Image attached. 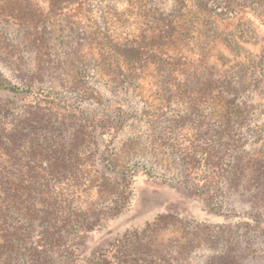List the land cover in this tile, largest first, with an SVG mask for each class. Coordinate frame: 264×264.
<instances>
[{
    "label": "rangeland",
    "instance_id": "rangeland-1",
    "mask_svg": "<svg viewBox=\"0 0 264 264\" xmlns=\"http://www.w3.org/2000/svg\"><path fill=\"white\" fill-rule=\"evenodd\" d=\"M50 1L0 0V80L8 85L0 88V101L15 113L44 96L55 101L53 107L61 100L74 103L77 121L87 124L83 132L91 135L79 146L77 167L62 168L61 193L70 203L65 205L89 210L93 228L78 222L62 227L48 264H264L263 184L246 160L241 177L232 167L237 152L264 148L261 0L245 2L251 13L234 27L238 38L229 41L239 47L242 78L228 125L210 113L204 98L196 111L183 114L177 98L163 104L166 96H160L157 104H162L153 113L133 83L101 80L92 56L81 57L93 23L87 26L74 10L48 17ZM126 1L88 0L101 28L109 7L122 10ZM147 1L153 11L166 14L178 0ZM208 3L228 11L217 0ZM26 6L37 11L27 21ZM127 18L116 29L136 28L133 17ZM228 59L221 61L226 73L233 64ZM74 79L89 96H79L83 90L75 89ZM71 129L61 126L63 142ZM155 137L157 142L151 141ZM226 139H231L228 148ZM75 173L104 176L108 186L87 191L67 180ZM162 214H171L172 223L148 231Z\"/></svg>",
    "mask_w": 264,
    "mask_h": 264
},
{
    "label": "trees",
    "instance_id": "trees-1",
    "mask_svg": "<svg viewBox=\"0 0 264 264\" xmlns=\"http://www.w3.org/2000/svg\"><path fill=\"white\" fill-rule=\"evenodd\" d=\"M217 1L229 12L220 5H209L208 0H178L171 12L156 13L147 0H127L122 10L109 7L106 25L101 28L91 15L88 0H51L48 17L74 10L87 26L92 22L94 29L88 30L81 57L92 56L101 80L133 83L137 95L149 105L148 112H156L163 96V104L177 98L183 114L196 111L199 99L204 98L210 113L228 125L242 78L238 75L242 66L237 62L239 47L229 41L238 38L234 27L251 11L247 0ZM23 12L25 21L37 13L36 7L27 6ZM126 15L133 17L136 28L116 29L128 23ZM17 16L10 15L16 20ZM226 55L233 62L227 73L221 64ZM73 85L83 90L79 96H89L84 87H78L81 82ZM7 87L0 80V88ZM54 103L47 96L40 97L25 105L22 113H15L8 102L0 101V264H48L47 253H55L52 250L63 237L62 227L78 222L93 228L88 223L92 218L89 210L65 205L70 203L68 198L63 201L61 193L62 168L77 167L79 146L90 141L91 135L83 132L87 124L77 121L76 104L61 100L53 107ZM64 124L72 128L68 142H63L61 134ZM225 142L228 148L231 139ZM237 157L232 161L235 175L241 177L246 160L257 168L264 188V148L239 156L237 152ZM67 180L75 186L84 184L87 191L91 186H108L104 176L75 173ZM171 218V214L160 215L148 231L150 226L172 223Z\"/></svg>",
    "mask_w": 264,
    "mask_h": 264
}]
</instances>
